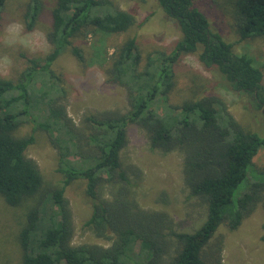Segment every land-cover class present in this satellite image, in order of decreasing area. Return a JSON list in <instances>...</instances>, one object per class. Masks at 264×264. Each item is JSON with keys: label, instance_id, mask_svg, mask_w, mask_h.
I'll list each match as a JSON object with an SVG mask.
<instances>
[{"label": "trees", "instance_id": "trees-1", "mask_svg": "<svg viewBox=\"0 0 264 264\" xmlns=\"http://www.w3.org/2000/svg\"><path fill=\"white\" fill-rule=\"evenodd\" d=\"M7 1L0 0V23ZM156 1L181 36L170 51H154L145 64L136 37L114 47L107 81L127 91L126 112L89 115L83 127L77 126L61 102L67 88L55 68L66 53L87 66L77 40L96 32L127 33L135 25L133 14L112 0H57L47 33L52 51L44 58L21 54L26 67L15 78H0V195L11 207L32 202L19 234L22 264H210L207 248L219 227L237 230L258 205L264 209V168L254 165L264 137L245 131L219 97L177 104L171 96L176 65L198 53L206 68L216 67L234 91L264 108V64L258 67L251 56L236 54L194 0ZM235 8L241 40L264 37V0H235ZM41 11V2L32 0L25 16L28 30L36 27ZM30 123L31 133L20 136L18 130ZM131 125L145 131L152 150L183 153L190 196L207 205L206 220L195 232H177L167 214L137 203L121 160ZM37 131L49 134L62 176L47 193L48 202L39 197L45 188L39 165L27 155ZM78 180L86 182L92 205L84 226L110 246L73 243V212L65 193ZM107 188L111 196L105 198Z\"/></svg>", "mask_w": 264, "mask_h": 264}, {"label": "rangeland", "instance_id": "rangeland-1", "mask_svg": "<svg viewBox=\"0 0 264 264\" xmlns=\"http://www.w3.org/2000/svg\"><path fill=\"white\" fill-rule=\"evenodd\" d=\"M32 0H8L0 23V78H15L26 67V57L44 58L52 51L47 33L52 25V11L57 0H39L42 11L33 30L27 29V7ZM121 10L135 17V25L121 34L96 32L76 44L88 58L82 67L70 53L63 54L55 68L62 74L67 94L61 100L77 126H84L86 116L105 111L126 112L129 109L127 91L107 81L106 69L114 47L129 37H136L143 55V64L156 50L170 51L180 39L181 32L175 21L166 16L156 0H112ZM195 5L207 16L212 29L233 44L234 52L247 54L258 67L264 64V37L241 40L236 27L235 0H194ZM21 54L27 55L26 57ZM176 86L172 99L184 100L203 96L221 98L230 113L247 132L264 137V108L257 109L252 96L234 91L216 67L206 68L198 53L185 55L176 65ZM264 71V70H263ZM264 83V81H263ZM33 125L18 130L20 136L31 133ZM36 144L27 155L34 159L43 174L44 192L39 196L48 202L47 194L60 185L62 176L57 172V151L50 142L49 134L36 132ZM183 153L175 151L164 154L150 148L143 129L131 125L128 143L121 154L124 168L133 183V193L139 206L167 214L172 228L177 232L193 233L207 217V205L197 197L190 196L183 177ZM256 168H264V149L255 158ZM104 189L103 196L110 197ZM66 198L73 212V243L110 246L111 242L85 228L92 214V205L86 195V182L78 180L66 188ZM38 198V197H36ZM31 201L19 207L9 206L0 195V264H22L23 251L19 234L26 223V213ZM264 209L258 205L237 230L222 224L208 248L210 264H264V241H262ZM174 254V247L171 252Z\"/></svg>", "mask_w": 264, "mask_h": 264}, {"label": "flooded vegetation", "instance_id": "flooded-vegetation-1", "mask_svg": "<svg viewBox=\"0 0 264 264\" xmlns=\"http://www.w3.org/2000/svg\"><path fill=\"white\" fill-rule=\"evenodd\" d=\"M263 111H264V109H263Z\"/></svg>", "mask_w": 264, "mask_h": 264}]
</instances>
